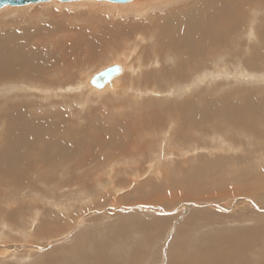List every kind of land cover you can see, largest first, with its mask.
Returning <instances> with one entry per match:
<instances>
[{
	"label": "rangeland",
	"instance_id": "374dc122",
	"mask_svg": "<svg viewBox=\"0 0 264 264\" xmlns=\"http://www.w3.org/2000/svg\"><path fill=\"white\" fill-rule=\"evenodd\" d=\"M44 2L0 8V153L4 156L13 151L11 170L0 171V264H124L127 259L128 264H135V259H139L137 264H174L179 255L187 257L192 252L201 256L203 246L209 243L214 248L218 235L244 232L235 249L246 248V258L264 256V236L254 248L244 244L258 231L249 228L264 234V208L251 222L223 219L213 235L197 229L214 220L216 212L212 211L218 206L223 211L227 204L221 202L222 206L213 200L236 194L233 201L238 203L259 201L260 193L264 195V155L247 158L240 155L241 151L233 156L209 148L185 160L177 155L178 149L186 147L183 140L196 139L203 128V142L206 135L212 139L218 133L214 138L224 136L225 140L239 135L236 141L242 148L248 143L262 147L264 152V141L252 139L253 135H264V83L239 85L234 78L220 77L196 90L177 93L169 90L172 81L167 79L169 85L155 81L153 89L142 77L158 67L153 62L157 51L162 54L172 44L181 43L180 51L188 52L185 37H167L157 43L161 33L156 23L143 49L129 39L142 30L126 31L123 26L146 20L153 23L165 10L173 11L175 4L168 3L163 11H132L131 5ZM207 8L210 13L203 11V19L216 18L213 9L219 13V6L213 3ZM243 8L248 18L260 16L258 25L264 29V0H245ZM231 13V8H224L219 17ZM227 36L230 47L224 51L197 47L203 61L195 62V66L212 67L226 57L229 71L223 74L225 77H232L231 71L239 67L240 72L264 71V40L253 47L247 46L245 31L233 40L231 33ZM153 44L157 51L147 48ZM138 58L142 65H135L137 71L132 72L128 61ZM119 63L127 65L128 71L123 73L121 68L118 84L108 87L107 93L98 97L90 88L79 90L92 75ZM128 75L138 80L135 83L141 90H132L128 79L121 83ZM22 84L35 89H19ZM134 92L138 93L132 95ZM199 94L203 103L194 100ZM250 94L253 100L246 99ZM228 103L235 104L237 115L246 116L244 123L240 118H224ZM34 123H43L47 130L58 128L56 137L48 143L39 137L34 144L9 147L16 135L25 133ZM240 125L253 130V135L237 130ZM189 147L193 149L191 143ZM163 151L173 156L154 160ZM158 161L162 162L161 177L149 168L150 163ZM259 204L263 206L264 199ZM190 212L194 220L188 223ZM158 218L162 219L159 224ZM173 236L174 247L170 249L168 239ZM206 236L211 237L204 243ZM185 238H197L202 250L195 252L189 240L185 247L189 252H179Z\"/></svg>",
	"mask_w": 264,
	"mask_h": 264
},
{
	"label": "bare ground",
	"instance_id": "6f19581e",
	"mask_svg": "<svg viewBox=\"0 0 264 264\" xmlns=\"http://www.w3.org/2000/svg\"><path fill=\"white\" fill-rule=\"evenodd\" d=\"M172 1H174V0H137V1L126 0L125 2H115L112 0H72V1L71 0H69V1L50 0V1H45L44 4L50 3V2H60V3H64V4H73V3H77V2H86V3L87 2H100V3L109 4L112 6L131 5L132 11H138V10H146L147 11L150 8H152V9L156 8L158 10L163 11V9L166 8L163 6H166L168 3L175 4V8L173 11H171L172 9L171 10H165L166 12L168 11L167 12L168 14H166V12H165V14L162 13L161 19L155 20L153 23L151 20L150 21L146 20L144 22L139 23L138 25L132 24V25H124L123 26V29L126 31H130L133 28L142 30L141 33L137 34L135 37H132V38L130 37L129 39L130 40L134 39V41L136 40L137 46L139 47V45H140L141 48H143V49L145 48V45L143 42L149 37V35H153L152 27H153V25H155L157 27L156 23L158 24V27H157L158 32L161 33V37L156 39L157 43L164 42L165 38H167V37H170L173 40H178V37L181 35H183L185 37L186 45L189 48V51L184 52V53L182 51H180L181 50L180 47L182 46L181 43L172 44L170 46V48H168L165 52L161 51L162 54H159V52L157 51L158 47L156 44L147 46L148 49L153 50V51H157V55H155L156 60L153 62L158 64L157 68H153V69L149 70L142 77L144 83H146L147 86H148V82H149L151 87H153V89H154V87H156V84H157V83L155 84V81L158 82L159 84H161L162 86L164 83L169 85L171 82H168V81H172V85H169V90H177V93H181L182 91H186V90L187 91L196 90L201 85L210 83L211 81H215V80L219 79L220 77H222L225 80H229L228 78H234L235 82L239 85L242 83H254L256 85L264 83V71H251V70L244 71V70L240 69L241 70V72H240L239 71L240 67H239L237 69V71L236 70L231 71L232 77L223 76V74H226L227 71H229L228 61L226 60V57L219 59L218 62L215 65H213L212 67H203V66L197 67V66H195V62H198V61L202 62L203 61V59L200 57L201 56L200 53H198V51H197V47L203 46V48H206V49L211 50V51L212 50L218 51L219 49H222L224 51L230 47L229 46V39L230 38L227 36L228 33H231L230 37L233 40V38H238V37L242 36L244 34V31H245V33H247V36H248V42H246L247 46L253 45V47H254V45L256 43H260V42H262V40H264V29H263V27L258 25L260 16L256 15V16H253L252 18L247 17L248 12L245 13V10L243 8L245 0H220L219 2L218 1L209 2V1L205 0L204 2H194V3H190L187 0H181L178 2H172ZM213 3H214V5L219 6V8H218L219 13L215 12L213 9V12L215 13V15L217 17L216 18L207 17V18L203 19V11L207 12V10H206V9H208L207 7H211V5H213ZM31 4H33V3H29L26 5H4V6H2V8L3 9L14 8V7H21L22 8L23 6L24 7L30 6ZM258 5L260 6V4H258ZM224 8H231L232 13H231V15H225V16H222L220 18L219 14L221 13V11ZM210 10H212V9L209 8V11ZM218 10H216V11H218ZM207 13H210V12H207ZM261 13L263 14L262 10H261ZM171 25H172V30L170 29ZM203 39H205V40L203 41ZM229 51H231L235 57L237 56V54L234 52V49H231ZM175 54H177L178 58ZM262 54H263V58H264V51L262 52ZM209 58L214 59L212 56H209ZM190 60H193L192 61V62H194L193 66L190 65ZM128 62H129L128 66L132 72L137 71V69L135 68V65H137L138 67H140L142 65V62L140 61L139 58L137 60L135 59V61H133V59H131ZM113 65L119 66V71L117 73L113 74L111 79L108 80L102 87L96 88V87L90 85L91 79L95 75L94 74L86 82L85 88H90V90H93L95 92V93H93V95L95 94V95H98V97H99L103 94L104 91L106 92L107 90H110L111 87L113 88L115 86V84H118V82L120 80V77H118L120 75H118V74L121 71V68L124 67V69L122 71L124 73V72L128 71L127 70L128 67L125 64H124V66H121L123 64L119 63V64H112V65L106 66L105 68L111 67ZM105 68H103V69H105ZM103 69H101V70H103ZM118 78H119V80H118ZM167 79H168V81L166 82ZM126 80L128 82L132 81L131 86L134 88L132 90H141L139 87L140 84L135 83V81H138V80L133 78L131 75H128V77L121 79V83H124ZM208 81H210V82H208ZM140 82L143 83L142 81H140ZM236 83H234V84H236ZM83 86L84 85L80 86L79 88H81ZM119 86H121V85H119ZM177 86H178V89H177ZM16 87H17V85H16ZM108 87H110V88H108ZM24 88L33 89V90L35 89V88H33L32 85H29V84H22L21 86H19V89L23 90ZM256 88H258V87H256ZM36 89L39 90V88H36ZM137 93L138 92H134V93H132V95L137 94ZM170 94H173V92ZM114 95H118V93L115 92ZM196 99L198 102L203 103V95L202 94H199L198 96H196L194 98V100H196ZM246 99L247 100H253L254 97L250 94V95H248V97H246ZM249 103L242 102L241 104H249ZM187 107L188 106H183L182 108L185 109ZM251 116H252V118L254 117L253 113ZM244 117H246V116L237 115L234 103H228V105L225 107L224 118L226 120L234 119V118H240L242 120V122L244 123L245 122ZM203 129H200L199 134H198L199 136H197L196 139H192V137H191L190 139H184L183 140L186 147L183 149L182 148L178 149L177 155L180 156V159L185 160L188 155L194 154L197 151L198 152L202 151L205 148L211 149L212 150L211 152H214L215 150L220 151V152L223 151V152L229 153L230 155H233V156L239 155V154H236V152L241 151L240 155L244 156V157L246 156L247 158L253 154L264 155L262 147L260 149H258L257 147H253L252 145H249L248 143H246L244 148H242V146H240L238 144V142L236 141V139L239 137V135L233 136L230 140H225L224 136H219L218 139H215L214 137H216L218 135V133L216 135H213L212 139H211V137L209 138L206 135L205 139L206 138L207 139L203 142V137H204L203 136ZM240 129L246 130L249 134L251 133V135H253L252 133H254L253 130H251L249 127H246V126L240 125V127L237 128V130H240ZM205 131L206 130H204V134H205ZM234 131H235V129H234ZM14 132L16 133V131H14ZM57 132H58V128H56V127H51L50 129L47 130V129H45L43 123H34V124H32V127L27 129V131L25 133H23V134L19 133L20 136L16 135L14 137L15 141L12 140L13 143L9 147L12 146L15 148L17 145H20V144H34L37 141V138H39V137H42L43 142L48 143V142H51L56 137ZM27 133H29L31 135L29 138H27L25 136ZM253 138H257L259 140L264 141V135H258V136L253 135L252 139ZM208 139H210V140L208 141ZM190 143H191V147L193 148L192 150L189 147ZM2 146L4 148H6L5 144H2ZM6 151H7V149H6ZM203 152H205V151H203ZM169 153H171V152L163 151L159 155H157L154 158V160H159L161 158L167 159L166 155ZM245 153H246V155H245ZM1 155H3V153L2 154L0 153V171L7 173L9 170H11L9 165H10V158L13 157V151H11L10 153H8L7 155H4V156H1ZM262 161H263L262 165H264V159ZM161 164H162V162H160V161H158L157 163L153 162V163L149 164V168L152 171L157 172L158 176H159L160 173L162 174V172H161L162 165ZM85 166H87V165H85ZM159 177H161V176H159ZM15 183H17V182H15ZM258 188H260V186ZM235 195L236 194H233V195L227 196V197L224 196V198L221 199L220 201L213 200L214 202L220 203V204H221V202L227 201V204H225L224 206L221 204L224 207V209H223L224 212L222 211V207L218 206V210L212 211V212H216L214 215H212L214 217V220L209 221V223L207 222L204 227H201L202 226V224H201V226L197 227V229L201 233L202 232L203 233L210 232L212 234L213 230H215L219 226L223 225L224 220H226V222H228V221L233 222L234 219L241 221V222L250 220V222H251V218L254 219V218L259 217L258 211L260 212L261 209L264 208V205L262 206L259 204V203H261V201L263 202V199H264L263 192H261L259 195V201L255 199V201H253L251 203H245L246 201H243V200L239 201V203L236 201H233V197H235ZM225 197H226V199H225ZM170 203H172V201L165 204V206L168 204L170 206ZM231 203H232V205H230ZM162 207H164V206H162ZM240 207H241V210H240ZM187 210H188V208H187ZM219 210H221V211H219ZM188 211H190V208ZM189 214H190V216H188V218L186 219V221L188 223H190L192 220H194V217H193L194 213L190 212ZM176 216H177V214H176ZM262 216H264V215H262ZM160 221H162V219L158 218L156 220V222L158 224ZM5 224H7V223H5ZM152 224L154 225L153 222H152ZM5 227H7V226H5ZM154 227H155V225H154ZM158 228H155V230H158ZM153 230L154 229H152L151 231H153ZM253 230H258L257 231L258 233L256 232V234L253 235V237H247V240L244 241L245 246L252 244L253 247H251V248H254L258 242H261L263 240V236H264V234L262 232H260V229L253 228V227L251 229L250 228L248 229V231H253ZM234 231H235V229H234ZM246 233H247V231H246ZM157 234H158V232H157ZM216 234H217V232H216ZM197 235H200V233L198 232ZM210 237H208V236L203 237V242L207 243V241L209 240ZM244 237H245V232H244V235L242 233H240V234L235 233L233 235H228V234L223 233V235L222 234L218 235V239H216L214 241V243H215L214 248H212L210 243H209L208 246H203V250H202V245L197 241L198 239L202 238L201 235L199 236L198 239L196 238L193 240H190L192 238H190V239L185 238L186 241L182 240L181 249L179 250V252L180 251L182 253L189 252L185 247L187 246V242L190 240L193 243V247L195 248V252L202 250V255L199 256L200 254L197 255L196 253H192V252H190L189 256H187V257L182 256V258H181V255H179V258H176L175 260H173V263L174 264H197L198 261H201V264H211L212 261L216 262V260H217L218 264H264V256H261L257 259H254L253 257L252 258H246L243 256V254H246V251H245L246 248L244 250L235 249L237 246H240L239 242ZM168 240L169 241H168L167 246L171 249L172 247H174L175 237L173 236V238H169ZM106 241H107V239H106ZM212 243H213V240H212ZM241 244H243V243L241 242ZM242 246H241V248H242ZM100 247L101 246H99V248ZM262 247H264V243H263ZM169 248H168V250H170ZM132 249H133V247H132ZM172 250H170V251H172ZM107 251H108V249H107ZM170 251H167V252H170ZM98 253H99V251H98ZM123 255L125 256V254H123ZM126 255H127V253H126ZM91 256H92V254H91ZM92 257L95 258L96 255H95V257L94 256H92ZM92 257H91V260H92ZM84 258H86V257H84ZM126 258H125V260H126ZM96 259H98V258L96 257ZM85 260H87V259H85ZM138 260L135 259V264H137L139 262ZM82 261H84V259ZM84 263H85V261H84ZM78 264H80V263H78ZM111 264H113V263H111ZM124 264H128V259L126 261H124Z\"/></svg>",
	"mask_w": 264,
	"mask_h": 264
},
{
	"label": "water",
	"instance_id": "95a60500",
	"mask_svg": "<svg viewBox=\"0 0 264 264\" xmlns=\"http://www.w3.org/2000/svg\"><path fill=\"white\" fill-rule=\"evenodd\" d=\"M48 0H0V7L4 5H23L28 3L43 2ZM69 1V0H61ZM72 1V0H71ZM115 2H125L126 0H112ZM119 71V66L113 65L105 68L95 74L91 79V84L96 87H102L108 80L111 79L112 75Z\"/></svg>",
	"mask_w": 264,
	"mask_h": 264
},
{
	"label": "crops",
	"instance_id": "0c3cea01",
	"mask_svg": "<svg viewBox=\"0 0 264 264\" xmlns=\"http://www.w3.org/2000/svg\"><path fill=\"white\" fill-rule=\"evenodd\" d=\"M90 78H91V77H90ZM90 78H89V79H90ZM89 79H88V80H89ZM88 80H87V81H88ZM87 81H86V82H87ZM85 84H86V83H85ZM85 86H86V85H84L83 87H81L79 90H81L82 88H85ZM78 88H79V87H78ZM27 89H28V88H24L23 90H27ZM70 89H71V87H70V88H67V90H70ZM85 89H86V88H85ZM166 156H167V157H168V156H173V153L171 152V153L167 154Z\"/></svg>",
	"mask_w": 264,
	"mask_h": 264
}]
</instances>
